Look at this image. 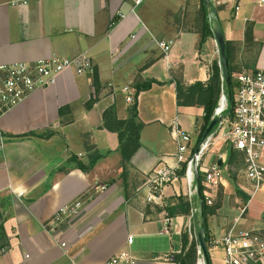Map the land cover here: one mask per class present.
Instances as JSON below:
<instances>
[{"label": "crops", "instance_id": "0c3cea01", "mask_svg": "<svg viewBox=\"0 0 264 264\" xmlns=\"http://www.w3.org/2000/svg\"><path fill=\"white\" fill-rule=\"evenodd\" d=\"M219 1L213 23L232 44L236 82L243 72L264 70V4ZM200 6V0H145L139 6L132 0H0V67L81 54L94 65L93 75L64 72L55 87L0 119V226L8 244L0 264H105L123 253L135 264H177L184 236L189 245L197 239L199 203L192 218L169 216L165 208L185 196L184 182L165 190L163 204L148 201L147 182L158 166L176 164V131L189 133L198 147L204 110L178 107L170 82L182 71L187 85L207 84L214 62L220 64L214 34L199 47ZM249 25L252 43L246 40ZM162 42L171 44L168 54ZM95 78L100 93L88 109L97 97ZM149 81L156 83L138 98L140 148L123 174L119 137L103 128V115L114 108L119 120H127L132 87ZM63 108L69 110L61 116ZM30 133L38 136L24 137ZM90 146L100 158L83 172L77 164H89ZM229 158L223 144L205 157L222 171V202L208 221L210 238L234 226L264 236V182L255 192L245 167L232 177ZM78 202L77 216L55 220L60 209ZM208 252L211 264H225L222 247L210 244Z\"/></svg>", "mask_w": 264, "mask_h": 264}, {"label": "built area", "instance_id": "2783aa9c", "mask_svg": "<svg viewBox=\"0 0 264 264\" xmlns=\"http://www.w3.org/2000/svg\"><path fill=\"white\" fill-rule=\"evenodd\" d=\"M135 6L145 0H132ZM264 4V0H259ZM219 0H212L209 10L211 23L214 20V10L221 6ZM239 11V4L236 6ZM124 16L121 15V18ZM165 54L171 51V44H159ZM66 71H74L78 75H93L92 59L86 54L75 58L55 57L34 64H15L0 67V119L7 113L25 104L35 93L55 87L59 77ZM236 90L232 111L229 113V103L223 111V119L212 134L201 144L199 152L192 147L191 135L183 130L176 131L178 151L176 164H162L148 176L147 187L149 202H164L165 190L177 181H183L191 204L190 217L197 212L198 191L194 171L203 176L202 197L208 205H212L217 197L222 182V171L219 163L208 165L205 157L212 147L223 144L229 149L241 152L245 156V174L253 184L255 192L259 191L264 182V70L243 72L237 76ZM128 90V89H126ZM132 103V97L128 98ZM222 159V157H219ZM186 165L184 177H179L182 166ZM81 203L72 207L60 209L55 220L78 215ZM170 223V219H167ZM191 230V226H190ZM132 243V238L129 239ZM214 247H222L225 253V264H264V236L255 232L232 227L225 235L213 238L210 243ZM199 255L203 256L199 249ZM205 263V260H200ZM105 264H135L129 253L115 256Z\"/></svg>", "mask_w": 264, "mask_h": 264}, {"label": "trees", "instance_id": "16d2710c", "mask_svg": "<svg viewBox=\"0 0 264 264\" xmlns=\"http://www.w3.org/2000/svg\"><path fill=\"white\" fill-rule=\"evenodd\" d=\"M200 9L198 11L197 16V28L200 34V42L199 47H202L205 42L213 36V26L209 19V9L205 5L204 0H200ZM219 6L215 8V11L219 10ZM246 40L248 43H252L254 41L253 36V25H249L246 30ZM226 53L229 60V74L231 78V82L227 85L223 81L222 68L218 61H215L212 66V74L209 82L207 84L196 83L194 85H187L182 71H178L176 74H173V79L170 84H175L176 86V97H177V106L178 107H198L204 110V116L202 119V123L199 126V137L197 146H199L204 138L207 128L209 127L216 109L219 106L220 99L223 94L228 97L229 103V113L232 111V106L234 103V96L236 90V82L234 79L235 67H234V59L232 56V44L230 42H226ZM155 81L149 82H138L135 83L132 87V103L129 108V117L127 120H119L115 109H108L103 115V128L111 130L116 133L119 137L120 142V152L122 155V163L121 167L123 170V174H126V169L131 161L133 155L140 148V135L143 129V124L139 119L138 112V98L142 92H146L150 90L155 84ZM159 85L169 84L167 83H158ZM94 85L96 87V98L92 99L90 103H88V109H90L93 104H95L98 100V94L100 93V88L97 82V79L94 80ZM69 108H63L60 111V115H64ZM29 136H38L36 133H30L24 137ZM93 147H88V151L90 152V162L89 164H77V169L83 172H89L92 170L99 160L100 156L96 155L93 152ZM230 150V158H229V166L234 168V170H241L245 167V156L241 152H237L233 149ZM186 165L182 166L181 171L179 172V177H183L185 175ZM201 181H203V176H200ZM202 188V193H203ZM203 196V195H202ZM175 205H171V202L167 203V208L169 212V216H177L183 215L188 216L191 213V204L189 202L188 197L180 196L174 199ZM201 209V215L206 224V241L207 247H209L211 243L208 221L211 217L217 215V211L219 210L221 203L215 205H208L206 200L203 197V202L199 203ZM8 247L6 242V233L4 227L0 226V252L5 250ZM207 260L210 262V254L207 253ZM200 259L199 255V243L197 239H194L189 245L188 236H184V251L181 255L176 257L177 264H198Z\"/></svg>", "mask_w": 264, "mask_h": 264}, {"label": "water", "instance_id": "95a60500", "mask_svg": "<svg viewBox=\"0 0 264 264\" xmlns=\"http://www.w3.org/2000/svg\"><path fill=\"white\" fill-rule=\"evenodd\" d=\"M204 1H205V5L210 10L212 8V0H204ZM213 12H214V19H217V12L215 10ZM213 34H214L216 43L219 48L220 66L222 68L223 81L227 85H229L231 82V78L229 74V60H228L227 53H226V39H225L223 29L221 28L219 23H217V21L213 23ZM222 100H225L226 102L225 107H226L227 102H228V97L225 94L222 95L220 102H219V106L216 109L212 122L210 123L209 127L206 130V133L204 135L202 142L206 140L212 134V132L215 130V128L219 125V123L223 119L222 114L225 108H223V110L220 109ZM198 152H199V147L196 148V153ZM194 176H195V182H196L197 191H198L199 203H202L203 202L202 183H201L198 170L194 171ZM196 237L199 243V249L201 250L203 254L205 264H209V261L206 258L207 253H208V247H207V241H206V224L204 220H202L200 228L196 232Z\"/></svg>", "mask_w": 264, "mask_h": 264}, {"label": "rangeland", "instance_id": "374dc122", "mask_svg": "<svg viewBox=\"0 0 264 264\" xmlns=\"http://www.w3.org/2000/svg\"><path fill=\"white\" fill-rule=\"evenodd\" d=\"M237 174H239L238 173V171L237 170H234V171H232L231 172V176L233 177L234 175H237ZM184 177V176H183ZM235 177V176H234ZM237 178V177H236ZM237 180V179H236ZM222 191H221V188L219 187V190H218V193H217V197L214 199V201H213V204L212 205H215V204H219V203H221L222 202V193H221ZM200 260H204V257L203 256H200V259H199V261H198V264H199V262H200Z\"/></svg>", "mask_w": 264, "mask_h": 264}, {"label": "bare ground", "instance_id": "6f19581e", "mask_svg": "<svg viewBox=\"0 0 264 264\" xmlns=\"http://www.w3.org/2000/svg\"><path fill=\"white\" fill-rule=\"evenodd\" d=\"M225 104H226L225 100H222V102H221V108H220L221 110H223V108H225ZM199 264H205V263L203 261H200Z\"/></svg>", "mask_w": 264, "mask_h": 264}]
</instances>
